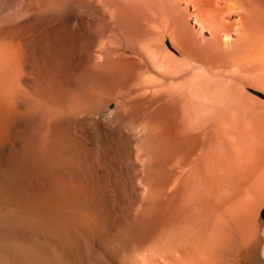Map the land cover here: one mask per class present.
Segmentation results:
<instances>
[{
  "label": "bare ground",
  "instance_id": "1",
  "mask_svg": "<svg viewBox=\"0 0 264 264\" xmlns=\"http://www.w3.org/2000/svg\"><path fill=\"white\" fill-rule=\"evenodd\" d=\"M82 1L0 0V264H239L264 137L224 123L264 119L245 91L264 90V1H103L105 90L78 78L71 97L46 73L68 67Z\"/></svg>",
  "mask_w": 264,
  "mask_h": 264
},
{
  "label": "rangeland",
  "instance_id": "2",
  "mask_svg": "<svg viewBox=\"0 0 264 264\" xmlns=\"http://www.w3.org/2000/svg\"><path fill=\"white\" fill-rule=\"evenodd\" d=\"M103 1L105 2L106 0H102V1L100 0L98 3H97V0H91V2H89V4H88L89 9L87 8L88 11L90 10L89 12L85 8L86 5H87V1H86V3L84 2V4H83V1H82V6L81 7H84V6L85 7L80 12L78 11V16L80 17L79 18L80 20H78V22L79 21H81V22L78 23L79 28L77 27V30H76V32L78 31L76 33V36H78V37H76L77 38L76 39V45L77 46H76L75 52L72 55H69L70 53H68V52L67 53H64V55H63L64 57L62 55L59 56V58H58V56H56L57 58H54L53 57V61L54 62H59V61L60 62H65L66 64H68V67L61 68V69H56V68H52L51 69L50 68V71H49V69L47 70L48 72L46 71L47 72L46 73L47 79L54 80L55 81V84H57L56 86H58V87H56L55 85L54 86L58 89L57 90L55 88L57 90V92L59 91L58 92L59 94L65 93V96L71 95V97H72L73 95H76L77 94V91L80 92V90H78V88L72 84V81L75 80V79H78V78H81L83 80H86L87 81V85H88L87 87L88 88H94V89H96L98 91L101 90V89L102 90H105L104 89L105 86L100 81V79L98 77H96V74L91 69L92 66H93V64H94V58L93 57H95V54H93V53L96 52V50L99 47V43H98L99 40L102 37H103V39H104V37L107 39V38H109V36H111L109 34L110 33L112 34V32H110L111 31L110 30L111 29L110 26L112 24L111 23L112 22L111 21L112 19H111V16L109 15L110 13L107 12V10H106L107 8H104L105 3ZM101 2L104 3V5H100V4H102ZM98 7H103V8L100 9ZM103 11H105V12H103ZM93 12H94V14H93ZM79 13H81V14L79 15ZM105 14H106V16H105ZM88 15L91 16L92 18L91 17L89 18ZM97 15L100 18H98ZM47 18H48L47 21H48L49 25H50V23L53 24L52 22L54 21L55 18L54 17L52 18V16L51 17L49 16ZM109 20H110V22H109ZM89 22L90 23L92 22V23L89 25ZM64 24H65V22H64ZM108 25H110V26H108ZM62 28L64 30L65 35H68V32L69 31H68L67 26L63 25V26H61V29ZM145 31L146 30H143V32H142V30H141L140 35L142 34L141 36H144L145 33H146ZM147 33L148 34H152L151 32H147ZM88 44H90V45H88ZM97 44H98V47H97ZM95 47H97V48H95ZM89 57H92V58H89ZM91 62H93V63H91ZM240 84L241 83H239V86H241V87L244 88L245 85H243V84L240 85ZM65 91H67V92H65ZM245 91H246V94L248 95V99L251 100L248 103L249 104L250 103H253V97H254V103L257 102V106H254V108H258L259 105H261L262 107L259 108V109H257V111L259 112V110L263 108V111L262 112L260 110V114H264V90L262 88L260 89V88H258L256 86L249 85V86H245ZM258 101H259V103H258ZM250 105L252 107V104H250ZM251 107L248 110H251L252 109ZM139 108H131V111H130L131 114L134 113L133 115H134V117H136L137 120H138L139 117L142 116V114L144 115V114L150 112L153 109L152 106L151 107L150 106L148 107L147 105L146 106L144 105L143 108H141L142 110H140ZM144 110H146V111L144 112ZM250 112H252V110ZM246 116H248V114H246L243 117H240L241 120H239V118H236V119L234 118L232 120L231 119H229V120H226L225 119L227 124L224 123V127L225 128L228 127V129L227 130L224 129V130H225V133L226 134H230V135L231 134H234L235 137H239L240 140L241 139L244 140V138H247V136H248V138H252V140L254 139V141H252V143H255V142H257L258 140H260L261 138L264 137V135H263L264 134V119L257 121V119L260 118L259 116H257V117L255 116L257 119L256 118H251V117L249 118V116L248 117H246ZM261 118H263V115H261ZM229 126H230V128H229ZM247 127L249 128V130L247 129ZM230 129L232 131H230ZM245 130H248V131H245ZM240 137H244V138H240ZM256 150H258V149H256V147L254 146L252 152L253 151L255 152ZM254 152L252 153L253 155L256 154ZM257 154H258V151H257ZM257 157H258V159H260V156H257ZM257 173L258 172H255L254 174L258 177V174ZM252 177H254V175H252ZM253 183L254 184L252 185V188L256 184V181L254 180ZM253 190H254V188L252 189V192L255 193V191H253ZM253 193H251V196H252ZM247 195L248 194H246L245 196L247 197ZM249 196H250V193H249ZM249 199H253V201H252V204H253L252 205V209L253 208L257 209L258 208V210H256L257 211V213H256L255 210H253V212H252V209H250V211H248V215H246L247 213L244 214V215H240L241 218H240V221H239V224H240L239 227H240V229L242 231L244 230V232H246V234L248 235L247 236L248 242H246V244L247 243H249V244L246 245L243 241H240L239 256L237 257L239 259V261H238L239 264H254L255 261L259 257V251H260L261 244H262V237L263 236L261 234V231L264 229V200L260 203L261 206L259 205V207L258 206L255 207V205H256L255 203L258 204V202L261 199L260 196L258 195V193L253 194V198H250L249 197ZM242 216H243V218H242ZM245 216H247V217H245Z\"/></svg>",
  "mask_w": 264,
  "mask_h": 264
}]
</instances>
